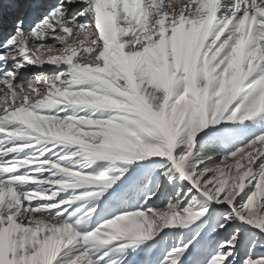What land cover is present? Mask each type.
I'll list each match as a JSON object with an SVG mask.
<instances>
[{"label":"snow or ice","instance_id":"obj_1","mask_svg":"<svg viewBox=\"0 0 264 264\" xmlns=\"http://www.w3.org/2000/svg\"><path fill=\"white\" fill-rule=\"evenodd\" d=\"M0 264H264V0H0Z\"/></svg>","mask_w":264,"mask_h":264}]
</instances>
